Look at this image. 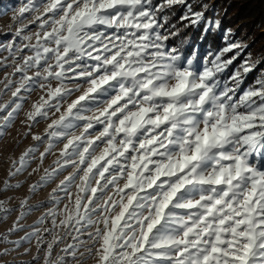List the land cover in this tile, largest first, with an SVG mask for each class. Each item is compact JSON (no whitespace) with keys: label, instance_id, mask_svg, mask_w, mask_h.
<instances>
[{"label":"snow or ice","instance_id":"6c2138e0","mask_svg":"<svg viewBox=\"0 0 264 264\" xmlns=\"http://www.w3.org/2000/svg\"><path fill=\"white\" fill-rule=\"evenodd\" d=\"M207 8L189 0H27L13 10L20 26L0 49L18 79L0 90L12 95L0 104V156L14 147L4 140L24 103L37 99L21 122L34 143L7 157L0 186V225L18 212L0 233V244L14 245L0 250V264H35L41 252L44 264H264V70L248 81L261 58L249 53L236 64L245 45L231 29L221 47L209 40L200 54L220 29ZM26 14H34L29 24ZM201 24L196 43L182 36ZM29 25L38 30L26 34ZM41 168L27 195H6L23 186L18 176ZM13 199L18 206H9ZM65 238L72 243L56 252ZM33 240L31 261L3 259Z\"/></svg>","mask_w":264,"mask_h":264},{"label":"rangeland","instance_id":"374dc122","mask_svg":"<svg viewBox=\"0 0 264 264\" xmlns=\"http://www.w3.org/2000/svg\"><path fill=\"white\" fill-rule=\"evenodd\" d=\"M193 1L196 0H189V2L191 3ZM198 1H203V0H198ZM212 1L213 0H210V3ZM26 2L27 0H0V6H3L7 9L6 15H0V43H7V40L4 39V34L10 31L14 32L15 27L20 26L19 24H16L14 21H12L11 17L15 15L16 11H18V9L22 7ZM206 5L208 6V4ZM183 11L184 10H182V13ZM26 15L28 16V19L24 20L23 23L29 24V21L33 18L34 14H26ZM9 25H13V27L10 29ZM29 27H30V32L26 34L31 35L32 33H35L38 30L35 25H29ZM224 33L225 31H223L221 34V40H223ZM8 39H11V37L9 36ZM232 39L234 41L239 40L243 45H245L243 52L240 58L238 59L239 61L235 62L236 64H239L244 59V57L250 53L253 61H255L258 57L261 58V63L258 65L255 72L257 73L260 70H264V64L261 65L262 62L264 61V11L260 22L254 26L253 32L249 36L245 37L243 35H237L236 37L232 36ZM35 42H36L35 38L33 37L31 43H35ZM16 43L21 44L22 46L24 43H28V41L21 42L18 39ZM200 54L204 55L205 50L202 53L200 52ZM23 55H31V53L27 49H25ZM5 58H7V60H5ZM16 61L17 63L22 62L20 53H17ZM0 62H4V65H6V66H0V90H5L4 85L8 82V80L11 79L15 81L16 79H18V77L11 75L15 65L13 64L12 58L9 57V53L3 49H0ZM11 99H12L11 91H8L7 95H3L2 97H0V104L7 103ZM36 99H37V94L33 93V95L24 103L23 110L20 112L19 116L16 119V122L8 130V135L5 137L4 143L7 145H13L14 147H12L11 151L6 153L4 156H0V186H2L3 180L7 175V169L11 165V161L7 157L11 156L12 159H18L21 153L24 152L29 146H31L34 143L31 139V136L25 138L22 135V133L25 131V126L21 122L26 120V113L28 110H30L31 103ZM5 114L6 113H0V115H5ZM44 127H45L44 124L38 125L37 128L34 129V131L42 132ZM17 140H19L20 143L18 144V146H15V141ZM41 151H43V147H41ZM54 159H55L54 156H49L48 159L44 162L43 167H47L49 164H51L52 160ZM36 166H37L36 163H33L32 167L28 169V172H31L32 168H35ZM28 172H25L23 175L18 176L16 178L22 182L23 186L19 190L15 192L7 193L6 195L13 197H20V198L27 195L29 185L31 183H34L39 178V176L43 172V168H41L40 172H37L31 176L28 175ZM52 187H55V185L54 184L50 185L47 189L44 190V192L33 197L30 202L34 203L38 199H43L47 195V193L51 190ZM65 203H67V201H65ZM9 206H18V200L13 199ZM60 207L63 208V205H61ZM41 211H44V209H42ZM40 214L41 213L39 212L34 213L31 217L22 221V223H24L25 225L32 224L39 217ZM17 215L18 212H13L12 215L8 218V220L4 224L0 225V233H3L8 227L12 225ZM25 230L30 231L31 229L26 228ZM93 230L94 229H89V231H93ZM57 234L58 235L62 234L60 229H57ZM23 235H24L23 231L17 232L16 234L9 236V239L16 240ZM86 237H87V233H85V236L82 237V239H86ZM67 243H72V240L70 238H65L64 244H61L56 249V252H59L60 248H63L64 245ZM88 243L91 244V241H88ZM35 244H36L35 240H33L31 244L25 243L20 249L11 253V255L3 259L5 260L15 259L16 261H31L32 257L37 254ZM5 247L13 248L14 245L0 244V250H2ZM97 247H99V245H97ZM25 248H30L31 251L27 255H21L20 253H23ZM39 255L41 259L35 262V264H44L43 262L44 253L41 252L39 253ZM55 255L56 253L53 254L54 258ZM84 264H95V260L94 259L86 260L84 261Z\"/></svg>","mask_w":264,"mask_h":264},{"label":"trees","instance_id":"16d2710c","mask_svg":"<svg viewBox=\"0 0 264 264\" xmlns=\"http://www.w3.org/2000/svg\"><path fill=\"white\" fill-rule=\"evenodd\" d=\"M192 3L194 4L195 10H200L202 5L208 4L205 17H211L220 21L219 31H216L215 34L209 33L207 39L200 44L201 53L204 52L209 40H211L214 48L221 47L223 44L221 34L227 29H231L233 37L237 35L249 36L253 32L254 26L260 22L264 11V0H213L211 3L210 0L198 2L196 0ZM182 10H184L182 7H178L174 10V15L171 17L173 23L178 20L182 14ZM203 26L204 25L201 24L198 28H187L182 33V36H191L192 42L196 43ZM175 42V40L172 41V43ZM188 50L190 51L191 49L189 48ZM238 61L239 60L236 62ZM263 64L264 61L261 65ZM255 75L256 72H253L248 77V81H251Z\"/></svg>","mask_w":264,"mask_h":264}]
</instances>
